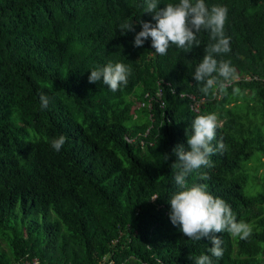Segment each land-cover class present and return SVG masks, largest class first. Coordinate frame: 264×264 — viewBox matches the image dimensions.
<instances>
[{"label":"trees","instance_id":"trees-1","mask_svg":"<svg viewBox=\"0 0 264 264\" xmlns=\"http://www.w3.org/2000/svg\"><path fill=\"white\" fill-rule=\"evenodd\" d=\"M169 2L178 0L158 7ZM204 2L229 9L231 51L216 58L231 60L238 79L226 95L204 97L192 78L215 42L208 30L197 33L199 46L171 45L163 56L150 38L134 46L140 22L155 23L145 0H0V239L9 251L0 264H195L211 256L208 238L192 241L172 225L167 202L177 191L173 149L187 148L186 129L211 112L227 150L199 170L210 180L194 171L187 181L206 183L253 225L247 240L215 234L224 253L213 264H264V0ZM109 62L131 68L116 92L88 82ZM40 94L49 97L44 110ZM60 135L67 139L57 152L51 141Z\"/></svg>","mask_w":264,"mask_h":264},{"label":"clouds","instance_id":"clouds-1","mask_svg":"<svg viewBox=\"0 0 264 264\" xmlns=\"http://www.w3.org/2000/svg\"><path fill=\"white\" fill-rule=\"evenodd\" d=\"M159 0H145L144 13L151 14L155 23L140 22L141 30L134 37V46L142 47L151 39L154 54L166 55L169 47L191 49L199 46L197 33L206 29L215 41L206 49V54L195 68L193 80L198 90L207 97L209 94L226 95V89L238 79L236 69L231 60H218L219 54L231 51L230 37L225 34V24L228 18V7L220 4L206 5L204 0H178L169 2L160 8ZM127 31H134L131 22L124 25ZM131 75V68L122 62H109L103 67H94L88 76L90 84L102 81L110 91L116 92L126 86ZM239 88H233V94H240ZM186 95V93H181ZM40 108L48 107L49 97L40 94ZM220 127L218 115L215 112L201 114L195 117L190 128L186 129V144L174 147L176 162L174 181L177 186L168 199L170 205L169 219L173 226H179L180 231L192 241L208 238L212 244L208 248L211 256L201 254L195 264H213L211 257L221 258L224 253L223 240L215 234L228 232L247 240L253 232V225L244 220H237L231 206L222 198L214 196L206 183H192L187 177L194 171L199 172L200 181H208L211 177L202 168L213 167L211 157L217 152H224L227 146L222 140H217V129ZM66 137L60 135L51 141V147L59 152L66 143ZM216 141L214 144L213 142ZM165 154L163 161L168 160ZM158 198V197H157ZM154 198L152 200H155Z\"/></svg>","mask_w":264,"mask_h":264},{"label":"rangeland","instance_id":"rangeland-1","mask_svg":"<svg viewBox=\"0 0 264 264\" xmlns=\"http://www.w3.org/2000/svg\"><path fill=\"white\" fill-rule=\"evenodd\" d=\"M136 108V105L135 106H133V109H135ZM256 167V165H253V164H251L250 166H249V168L250 169H254ZM261 170L259 171V176L261 175ZM251 174V173H250ZM251 180H252V176H250V179H249V182H248V185H250V182H251ZM248 189H250V188H247V190ZM0 253H2V254H4L5 255V258H8L9 257V251H8V248H7V246H6V243H5V241L4 240H2V239H0Z\"/></svg>","mask_w":264,"mask_h":264},{"label":"built area","instance_id":"built-area-1","mask_svg":"<svg viewBox=\"0 0 264 264\" xmlns=\"http://www.w3.org/2000/svg\"><path fill=\"white\" fill-rule=\"evenodd\" d=\"M20 264H39V263L36 259H30V260H25V261L21 262Z\"/></svg>","mask_w":264,"mask_h":264}]
</instances>
